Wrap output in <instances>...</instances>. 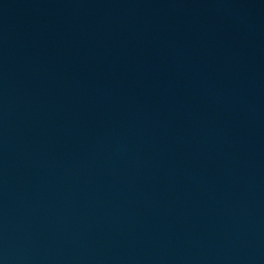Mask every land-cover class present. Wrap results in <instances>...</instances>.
Wrapping results in <instances>:
<instances>
[{"label": "water", "instance_id": "obj_1", "mask_svg": "<svg viewBox=\"0 0 264 264\" xmlns=\"http://www.w3.org/2000/svg\"><path fill=\"white\" fill-rule=\"evenodd\" d=\"M0 264H264V0H0Z\"/></svg>", "mask_w": 264, "mask_h": 264}]
</instances>
